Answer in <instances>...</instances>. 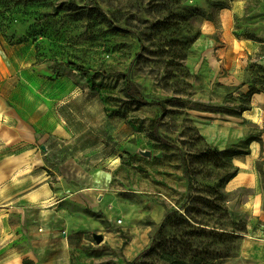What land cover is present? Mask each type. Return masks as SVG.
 Returning <instances> with one entry per match:
<instances>
[{"label": "rangeland", "instance_id": "rangeland-1", "mask_svg": "<svg viewBox=\"0 0 264 264\" xmlns=\"http://www.w3.org/2000/svg\"><path fill=\"white\" fill-rule=\"evenodd\" d=\"M236 42L240 81L228 86L217 50ZM0 52L8 105L32 98L25 113L43 122L26 143L46 149L40 168L53 181L68 173L75 188L110 173L95 190L110 211L87 208L97 220L74 264H126L93 237L100 224L147 229L133 264H180L205 247L222 264L239 255L250 218L239 209L244 192L225 184L233 155L261 132L240 119L249 89L264 86V0H0ZM126 80L140 96L126 93ZM31 161L20 176L38 175ZM176 214L193 227L168 222Z\"/></svg>", "mask_w": 264, "mask_h": 264}, {"label": "crops", "instance_id": "crops-1", "mask_svg": "<svg viewBox=\"0 0 264 264\" xmlns=\"http://www.w3.org/2000/svg\"><path fill=\"white\" fill-rule=\"evenodd\" d=\"M227 11L229 21L234 9ZM239 47L238 42L225 43L217 50L222 67L229 69L231 74L223 68H217L216 73L228 86L240 81L234 73L238 70ZM3 64V52H0V264H74V253L86 241L89 220H97L88 215L87 208L91 207V212L101 208L110 211L104 210L105 200L99 201L102 196L95 192L110 180V173L108 176L96 172L98 175L93 182L75 188L68 173H55L53 181L40 168L48 163L44 157L46 149L39 151L26 143L31 142L35 128L42 127L43 122L31 120L25 113L23 105L32 98L14 97L13 105H8L7 96H3V78L7 74ZM241 118L261 132L250 137L245 150L232 157L236 171L227 180L225 190L244 192L239 209L250 220L248 232L243 234L240 243L239 255L226 264H264V177L260 166L264 161V86L250 95ZM244 135L243 132L232 134L239 137L237 139ZM30 149L38 153L30 157ZM30 159L35 164L34 174L38 175L20 176ZM174 167L173 172L177 175L178 162L173 164ZM25 179L31 181L28 188L24 187ZM92 227L97 229L95 225ZM99 227L93 233L101 234L111 248L121 249L126 264L137 256L149 237L146 228L138 229L132 235L123 228L102 231V224ZM124 233L131 237L129 241H125Z\"/></svg>", "mask_w": 264, "mask_h": 264}, {"label": "trees", "instance_id": "trees-1", "mask_svg": "<svg viewBox=\"0 0 264 264\" xmlns=\"http://www.w3.org/2000/svg\"><path fill=\"white\" fill-rule=\"evenodd\" d=\"M101 13H102V15L104 14L102 11H101ZM67 63L70 64V65H72L73 67L79 69V70H85L84 66H82L80 64H77V63H74V62H67ZM101 73L103 75H107V74H105V72H101ZM125 91H126V93L128 95L140 96L139 90L133 84H131L130 82H128L127 80H126ZM254 91H258V90L249 89L248 94L251 95ZM249 139H248V141H249ZM235 171H236V168H235ZM235 171H234V173H232L229 176V178H231L235 174ZM186 176H187V179H188V184L190 185L191 178H190V175L188 174V172H186ZM185 213L188 216V212L185 211ZM188 217L192 221H195V222L204 224V223H202L200 221H196L191 216H188ZM176 219H178V221ZM167 220H168V222L184 223L186 225H191L193 227V225L189 222L188 218H185L182 214H176V215L173 216V218L167 217ZM201 230L202 231H205L203 229H201ZM210 233H214V232L213 231H210ZM226 234H228V233L227 232L222 233V235H226ZM230 236L231 237H238L236 234H233V233H231ZM229 251H230L229 246H225L224 253H226V255H227V253H229ZM213 255H214V249H210V248H206L205 247L201 251L195 250V251L191 252V255H190V258H189L188 261H182V260H180V261H176V262L177 263H180V264H222L221 262H219L217 260V258H214L213 259V257H215ZM134 261L135 260L127 261V264H133Z\"/></svg>", "mask_w": 264, "mask_h": 264}, {"label": "water", "instance_id": "water-1", "mask_svg": "<svg viewBox=\"0 0 264 264\" xmlns=\"http://www.w3.org/2000/svg\"><path fill=\"white\" fill-rule=\"evenodd\" d=\"M143 153L147 156L150 155V152L149 151H143ZM93 237L95 238L96 241H101L102 239V235L101 234H97V233H93Z\"/></svg>", "mask_w": 264, "mask_h": 264}]
</instances>
